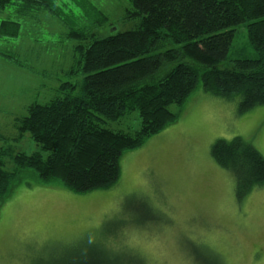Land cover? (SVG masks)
I'll return each instance as SVG.
<instances>
[{"label":"rangeland","instance_id":"374dc122","mask_svg":"<svg viewBox=\"0 0 264 264\" xmlns=\"http://www.w3.org/2000/svg\"><path fill=\"white\" fill-rule=\"evenodd\" d=\"M79 1L55 0V4L74 28H82L90 37L128 32L140 24L130 17L132 6L126 0H88L105 14L106 22L93 12L86 17ZM27 15L43 20L22 25V31L28 32L25 37L21 31L18 38L0 36V52L23 62L22 67L8 59L13 74H0L5 81L0 88V134L5 137H19L11 125L16 116L11 111L22 91L7 88L5 80H17L16 70L35 84L37 103L55 99L58 88L68 82L78 93L85 78L74 59L82 43L68 37L69 28L43 10ZM238 57L256 58L243 25L236 28L229 61L221 68ZM73 66L76 74L71 73ZM171 112L179 115L177 122L140 149L125 153L119 181L109 189L77 194L57 183L43 185L33 172L22 173L9 198L0 203V264H66L97 245L119 262L134 255L145 258L146 264H203L205 260L264 264V188L239 197L234 176L211 155L218 140L241 138L264 157V107L241 115L236 102L199 87L182 107L172 106ZM140 126L138 116L132 115L109 127L137 131ZM8 147L49 156L30 135L18 143L0 142V153ZM6 169L15 168L8 162ZM143 208L151 209V218H139ZM181 239L206 255L186 254Z\"/></svg>","mask_w":264,"mask_h":264},{"label":"trees","instance_id":"16d2710c","mask_svg":"<svg viewBox=\"0 0 264 264\" xmlns=\"http://www.w3.org/2000/svg\"><path fill=\"white\" fill-rule=\"evenodd\" d=\"M126 1L132 6L130 17L140 20L138 27L93 38L74 28L55 0H0V16L5 18L1 37L20 36V24L6 19L7 10L17 6L23 15L43 10L69 28L70 39L82 43L74 59L85 75L78 93L68 82L58 88L55 99L32 104L27 117L17 120L19 137L0 134V141L10 143L30 135L49 153L45 159L39 152L27 155L13 147L2 149L0 203L9 198L24 172H33L43 185L61 184L77 194L115 186L122 156L174 125L179 115L171 107H182L199 87L236 102L241 115L264 107V0ZM77 3L86 17L93 12L108 21L88 0ZM242 25L256 58L238 57L221 68L229 61L235 30ZM168 52L173 53L170 58L159 59ZM74 66L71 73L76 74ZM132 115L141 122L137 131L109 127ZM211 155L232 173L239 197L264 188V157L249 142L218 140ZM100 160L105 163L97 166ZM8 162L15 168L12 172L6 169ZM89 250L66 264L119 262L103 247Z\"/></svg>","mask_w":264,"mask_h":264},{"label":"crops","instance_id":"0c3cea01","mask_svg":"<svg viewBox=\"0 0 264 264\" xmlns=\"http://www.w3.org/2000/svg\"><path fill=\"white\" fill-rule=\"evenodd\" d=\"M5 13H6V16L8 17V18H6L7 20L10 19L12 22H15V23L17 22L18 24H20L21 34H23L22 37H25V34H28L27 31H25V30L22 31V25L24 27H26L32 23L37 24L38 21L40 22V20H43L42 17L37 18L35 15L33 17L31 15L25 16V15L21 14V11H19V8H17V6H14L13 8H11V10L10 9L7 10ZM0 18H1L0 19V25H1L2 21L5 20V18H3L2 16H0ZM54 21L61 25V23L59 21H57L55 19H54ZM2 41H5V40L2 39ZM10 45L12 46L13 42H11ZM0 53L3 55V57L0 58V74H13L14 70L11 68V65H10L11 63L9 62V60L12 63L13 62L18 63L17 64L18 66L20 65V63L23 65V62H21V61L18 62L17 59L15 60L11 56L3 54V52H0ZM16 72H18L17 80L5 79V80H7L6 81L7 88L16 89L17 91H22V92H20L21 94H19L17 96L16 103H15V106H16L15 109L12 111L10 110L11 112L16 114L13 122H11L12 123L11 125L13 126L14 131H16V128H17V120L27 117L28 108L32 104L37 103V102L33 101V97L35 95V84L32 81H30L28 78H26L27 76L25 74H23L20 70H16ZM19 76L21 78H23L22 81L19 80ZM4 85H5L4 79H0V88L4 87ZM25 86H28L27 90H25V88H24ZM10 99L12 100V96L9 97V100ZM41 104H44V103H41ZM4 109L8 110L7 108H4ZM19 116H21V117H19ZM14 131H13V133H14ZM13 133H11V135H13ZM0 142H2V141H0ZM145 158H143L142 161L145 160ZM59 185H61V184H59ZM60 187L66 188L62 185Z\"/></svg>","mask_w":264,"mask_h":264},{"label":"snow or ice","instance_id":"6c2138e0","mask_svg":"<svg viewBox=\"0 0 264 264\" xmlns=\"http://www.w3.org/2000/svg\"><path fill=\"white\" fill-rule=\"evenodd\" d=\"M173 55V53L168 52L164 56H160L159 59H167L170 58ZM264 102V100H262ZM105 163L104 160L98 161L97 166H102ZM132 200H135V196L131 198ZM152 217V211L149 208H143L139 210V218L141 220L151 218ZM179 243L184 247L185 253L190 255H206L201 250H198L195 248V245H192L188 241H185L181 239ZM119 264H142V261L139 257H136L134 255H130L126 260H122L119 262ZM203 264H211V261L205 260Z\"/></svg>","mask_w":264,"mask_h":264}]
</instances>
